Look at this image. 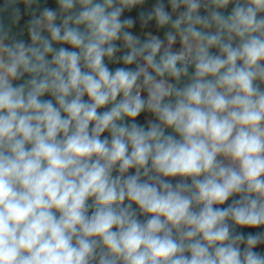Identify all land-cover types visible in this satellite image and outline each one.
<instances>
[{
	"label": "clouds",
	"instance_id": "obj_1",
	"mask_svg": "<svg viewBox=\"0 0 264 264\" xmlns=\"http://www.w3.org/2000/svg\"><path fill=\"white\" fill-rule=\"evenodd\" d=\"M52 3L0 4V264H264V0Z\"/></svg>",
	"mask_w": 264,
	"mask_h": 264
},
{
	"label": "crops",
	"instance_id": "obj_2",
	"mask_svg": "<svg viewBox=\"0 0 264 264\" xmlns=\"http://www.w3.org/2000/svg\"><path fill=\"white\" fill-rule=\"evenodd\" d=\"M0 4H3V0H0ZM41 4L44 5L45 4V0H41ZM46 6L54 7V4L52 3V0H47ZM20 7H21V11L23 13V5H20ZM126 15H127V13H126ZM28 19H30V17L28 15H23L21 21L19 22V27H23ZM4 22L8 23V20H7L6 17L4 18ZM110 67H114V66H110ZM48 98H50V97H48L47 95L44 97V99H48ZM243 231L247 232V231H255V230L244 229ZM256 250L259 251V247H257Z\"/></svg>",
	"mask_w": 264,
	"mask_h": 264
},
{
	"label": "built area",
	"instance_id": "obj_3",
	"mask_svg": "<svg viewBox=\"0 0 264 264\" xmlns=\"http://www.w3.org/2000/svg\"><path fill=\"white\" fill-rule=\"evenodd\" d=\"M25 37H26V33H25ZM259 251H264V246H262Z\"/></svg>",
	"mask_w": 264,
	"mask_h": 264
},
{
	"label": "trees",
	"instance_id": "obj_4",
	"mask_svg": "<svg viewBox=\"0 0 264 264\" xmlns=\"http://www.w3.org/2000/svg\"><path fill=\"white\" fill-rule=\"evenodd\" d=\"M262 246H264V245H259V246H258V247H259V249H260Z\"/></svg>",
	"mask_w": 264,
	"mask_h": 264
},
{
	"label": "rangeland",
	"instance_id": "obj_5",
	"mask_svg": "<svg viewBox=\"0 0 264 264\" xmlns=\"http://www.w3.org/2000/svg\"><path fill=\"white\" fill-rule=\"evenodd\" d=\"M140 119H141V122H143V117H141Z\"/></svg>",
	"mask_w": 264,
	"mask_h": 264
}]
</instances>
